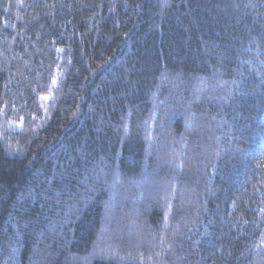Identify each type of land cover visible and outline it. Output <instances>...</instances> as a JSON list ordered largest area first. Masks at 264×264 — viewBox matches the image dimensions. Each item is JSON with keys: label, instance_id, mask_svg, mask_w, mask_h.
Segmentation results:
<instances>
[{"label": "trees", "instance_id": "obj_1", "mask_svg": "<svg viewBox=\"0 0 264 264\" xmlns=\"http://www.w3.org/2000/svg\"><path fill=\"white\" fill-rule=\"evenodd\" d=\"M0 264H264V0H0Z\"/></svg>", "mask_w": 264, "mask_h": 264}]
</instances>
